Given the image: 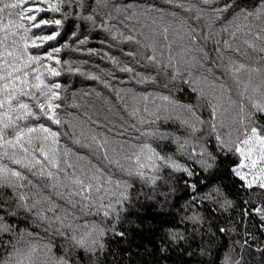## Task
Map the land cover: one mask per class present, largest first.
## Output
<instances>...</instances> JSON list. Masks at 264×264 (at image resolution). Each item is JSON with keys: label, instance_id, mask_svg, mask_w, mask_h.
Masks as SVG:
<instances>
[{"label": "snow or ice", "instance_id": "1", "mask_svg": "<svg viewBox=\"0 0 264 264\" xmlns=\"http://www.w3.org/2000/svg\"><path fill=\"white\" fill-rule=\"evenodd\" d=\"M249 220L264 0H0V264H264Z\"/></svg>", "mask_w": 264, "mask_h": 264}, {"label": "trees", "instance_id": "2", "mask_svg": "<svg viewBox=\"0 0 264 264\" xmlns=\"http://www.w3.org/2000/svg\"><path fill=\"white\" fill-rule=\"evenodd\" d=\"M157 2H159V0H157ZM70 19H72V26H75V20H74V18H70ZM92 46H98L97 43H96V40H93L92 41ZM209 50H211V45H209ZM88 84H89V82H85L83 85H78V87L79 86H82V87L87 88L88 87ZM169 127H171V125H169ZM249 228H250L251 231H253L256 234V236L258 238H264V233H259V232L256 231L255 228L252 227V221L251 220H249ZM233 238L235 239L237 237H233ZM3 256H4V249L3 248H0V259H2Z\"/></svg>", "mask_w": 264, "mask_h": 264}]
</instances>
